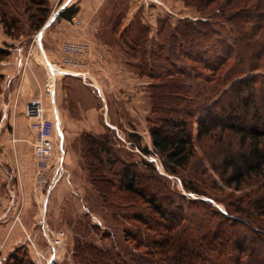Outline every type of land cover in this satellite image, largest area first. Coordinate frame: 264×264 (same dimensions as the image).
<instances>
[{
	"label": "trees",
	"instance_id": "16d2710c",
	"mask_svg": "<svg viewBox=\"0 0 264 264\" xmlns=\"http://www.w3.org/2000/svg\"><path fill=\"white\" fill-rule=\"evenodd\" d=\"M182 1L199 19L160 20L154 37L141 23L127 26L117 40L132 58H140L136 73L151 79L153 152L137 146L146 156H159L169 175L185 172L196 156L197 123L199 142L218 145L213 158L219 168L212 166L231 190L219 187L225 212L202 199L196 204L204 213L184 210L175 197L186 198L170 192L152 163L142 160L147 173H141L119 158L112 137L84 133L88 180L103 207L113 209L111 218L127 219L119 207L137 200L150 215L134 218L141 226L125 231L129 245L122 251L77 239L75 264H264V0ZM20 8L32 32L47 23L52 9L49 0H0V24L12 39L21 31ZM78 13L71 6L59 18L71 21ZM121 18L114 16L113 32L121 29ZM9 58L1 48L0 62ZM3 80L0 75V93ZM183 185L189 193L202 194L191 179ZM24 246L3 264H33Z\"/></svg>",
	"mask_w": 264,
	"mask_h": 264
},
{
	"label": "rangeland",
	"instance_id": "374dc122",
	"mask_svg": "<svg viewBox=\"0 0 264 264\" xmlns=\"http://www.w3.org/2000/svg\"><path fill=\"white\" fill-rule=\"evenodd\" d=\"M64 1L65 0H60L57 7L51 9L50 17L53 16V12H57V8ZM77 1L78 0H74L73 4L71 5L75 6ZM164 1L168 2V0ZM147 4L144 3L142 6L138 5L139 7L137 12L140 14L137 13L134 20L129 24H126V26L132 27L133 25L135 27L139 23L143 24V14H141V11L145 13L143 16L144 19H146V15L148 16V12H150L149 10H152L153 7ZM130 8V0H122V6L117 13H120L122 14V17H125V12ZM108 10L109 7L107 8V11ZM18 11L19 12L16 11V17L20 19L19 22L20 25H22L21 31L17 32V38L11 39L17 40V45H20L21 47L17 54H15L16 57L14 58L13 63H16V65H22V76L24 72H28L32 69L33 71L37 70L39 75H41L42 84L38 85L34 82V96L35 98L38 97L42 100L43 98H46L43 100L46 109V115L52 121L56 122L55 128L58 136V153L56 156L57 160L60 161V174L58 181L50 188L47 197V205L44 212L47 211L48 219H50L48 224H51L50 226H52L53 229L51 230V228L48 226L47 228L50 229V231H53V234L59 238L58 249L60 264H75L74 251L77 239L94 243L99 247L111 248L114 246L115 251H122L123 248H126L127 245H129V242L124 240L125 231L128 230L132 232L136 227L141 226L140 223L134 221V218H147L150 215L148 206L142 201L137 200L135 205L123 203L124 206L119 207L118 211L123 213V215H128L127 219L118 217L117 221H115L114 218H111L110 211L113 209L109 210L108 208L103 207L102 201L88 180L89 172L87 170V151L85 150L84 146V133H89L94 136L104 135L112 137L111 142L114 150L119 153V158L136 165L139 172L141 173H147L142 165V160L152 163L157 169L158 173L166 177L167 183L170 187V192L186 198L182 200L179 199V197H175L176 205H179V207L181 206V208H184V210L188 209L192 212L204 213V207H201L198 203L196 204V200L202 199L204 202L212 204L215 209L217 208L225 212V206L222 203H219V198H222V192L219 190V187L225 188L226 192H230L231 190L224 187L219 178V173L216 172L212 166V164H214L219 168L217 159L213 158V153L215 152V149L218 145H216L217 143L212 140H204L201 141V143L199 142L197 136V123L194 125L196 156L185 172H180L177 175H169L164 170L163 160L159 156H157L155 153L146 156L138 148L137 145L139 144L142 147H147L151 152H153V146L149 134V119L151 117L150 101L148 102V106L147 102L143 101L142 95L135 96L132 94L131 90H142L144 91L146 98L148 97L149 99L148 87L151 84V79L139 76V74H137L133 68L136 66V61L140 59L139 57H137L138 60L132 58V54H128V52H126L128 50L122 46L121 42L117 41L115 37L111 38L112 36H110V39L114 41L112 43L114 45V53L111 55V64L116 65L118 70L110 71L112 73L110 74L108 69L103 67L104 71L108 72V76L115 77L116 73L127 76V79H121L120 82L122 83V87L117 88V84H115L113 81L111 83L108 81L110 77H105L106 89L110 91L114 90L113 97H115L117 100L116 101L114 99L108 101L109 122L108 118L102 116V113L98 110V108L97 110L94 107L89 108V106L93 105V100L96 101L97 105L99 104L98 98L101 97L100 91L98 90L99 87L96 88L93 86H85L82 85L80 81L68 79L66 76H57L53 86V97L50 98L46 95L45 89L47 78L51 71L55 69L53 67L61 69L58 68V65H62V63L61 61H59V63L55 60L53 61V64L55 65H51L46 59V61L42 59L39 51L36 49L35 41L39 32L41 35H39L37 39L40 41L41 37L43 36V28L45 25L38 32H32V30L29 28L30 24L29 20L27 19V14L22 13V8L18 9ZM11 12L14 13V9H12ZM169 13L175 17V23L184 19H199V14L197 11L194 8L185 6L182 0L170 2ZM150 17L152 16L150 15ZM75 18L79 20L76 16ZM106 18L107 13L105 12L101 23L103 22L104 26H110L112 28L113 21H111L109 24V20ZM58 23H60V21L55 22L51 28L46 31L45 36H48L51 32H54L55 29H57L56 27L58 26ZM81 24L82 23L80 20L79 22L77 21L75 23L71 21L70 25L67 26L68 28L69 26L80 27ZM144 26L150 29V26ZM2 31L5 33L3 26L0 24L1 35ZM0 46L2 49L9 51L10 56H12V50L15 45L5 44L0 40ZM10 59L11 58H9L7 61H10ZM39 68H43V70H40ZM98 74L101 75V73ZM135 78H137L141 84L135 83ZM83 81L88 82V80ZM110 94L112 95L111 92ZM118 100L123 102H119ZM128 105L136 111L131 112L133 115L132 122H129V120L125 121L123 118V110L125 106ZM91 108H93V115L91 114L88 116L87 111ZM54 109L57 112V116L54 115ZM66 113L67 115H65ZM117 115L118 117L122 118L123 121H125V123L120 121L123 126L120 125L121 123L119 120L121 119L118 118ZM116 119L118 120L116 121ZM91 120L93 123H91ZM86 121H90V123L88 124ZM84 127H88L91 130H86ZM133 136L136 137L134 138ZM4 157L7 158L6 156ZM187 179H191L192 185L197 187L202 193L200 196L187 192L183 185V180L186 181ZM236 195H239V193H236ZM61 196L63 199L60 198ZM154 239H158V237ZM45 243L46 241L44 240L42 234L39 244L40 246L45 247ZM18 252V257L23 259L25 251L21 248L18 250ZM25 264H28V262Z\"/></svg>",
	"mask_w": 264,
	"mask_h": 264
},
{
	"label": "crops",
	"instance_id": "0c3cea01",
	"mask_svg": "<svg viewBox=\"0 0 264 264\" xmlns=\"http://www.w3.org/2000/svg\"><path fill=\"white\" fill-rule=\"evenodd\" d=\"M73 1L65 0L59 5L57 12H53V16L49 18L43 28L44 32L40 41L36 38V49L42 59H46L51 65H55L53 64L55 60L62 63L61 47L65 42H85L91 45L89 55L80 57L75 65L68 67L58 65V68L69 72L65 75L68 79L80 81L85 86L99 87L98 90L101 95L98 98L99 104L97 105L96 101L93 100V105L89 106V108L94 107L96 110L98 108L102 116L108 118L110 122L108 101L116 100V98L113 97L114 90L106 89L105 77L108 76V72H105L103 67L107 68L109 72L118 70L116 65L111 64V55L114 53V45L112 43L114 41L110 39V36L119 40L121 31L127 27L126 24H129L136 17L138 7L148 3L147 5L153 6L152 10H149L150 12H148V16L146 15V19L143 16L145 13L141 11V14H143L142 20L144 25L150 26V36L154 37L160 20L167 19L172 24L175 23V17L169 13L170 2L175 0H168V2L164 0H130L131 8L126 12L124 11L125 17L120 20L122 30L120 29L118 32H113L110 26H104L101 20L106 12L110 24L114 16L120 14L117 12L122 6V0H78L75 6L79 8V13L76 17L82 24L80 27L69 26L68 28L67 25H70L71 21L61 19L59 15L55 14H60L63 10L73 6L71 5ZM59 2L60 0H49L52 9L56 8ZM108 7L109 10L107 11ZM57 21H60L56 27L57 29L45 36L46 31ZM0 40L5 44L15 45L10 61L0 62V75L4 77L0 93V250L5 258L17 248L25 245L24 230L40 241L43 234V226H48L51 230L53 228L50 226L51 224H48L50 219H48L47 211L44 212L40 205L42 193H39L40 196H38L33 192L34 159L32 141L34 135L29 129L30 121L24 114L26 105L33 99L38 98L34 96L35 89L33 87L34 82L38 85L42 84L41 75H39L37 70L33 71L32 69L24 72L22 76V65L13 63L16 57L15 54L20 50L21 46L17 45V40H12L3 31L2 35L0 34ZM53 68L57 69L56 67ZM39 69L43 70V68ZM98 73H101V75ZM110 74L112 73L110 72ZM115 75V77L108 76L110 77L108 81L110 83L113 81L117 84V88H120L122 87L120 80L127 79V76L116 73ZM83 80H88V82ZM134 82L140 83L137 78L134 79ZM131 90L135 96L142 95L143 101L147 102L149 106V99L148 97L146 98L144 91ZM91 109L87 111L88 116L93 115V108ZM131 112L136 111L129 105L125 106L123 110L125 121L129 120V122H132L133 115ZM120 119L119 122L123 121L122 118ZM86 122L90 123V121ZM91 123H93L92 120ZM120 125L123 126L122 123ZM85 129L91 130L88 127ZM60 198L63 199L62 196ZM17 217L19 221L16 220Z\"/></svg>",
	"mask_w": 264,
	"mask_h": 264
},
{
	"label": "built area",
	"instance_id": "2783aa9c",
	"mask_svg": "<svg viewBox=\"0 0 264 264\" xmlns=\"http://www.w3.org/2000/svg\"><path fill=\"white\" fill-rule=\"evenodd\" d=\"M73 23L79 22L75 17L71 20ZM40 32L37 34L39 37ZM91 48L89 44L82 42H65L61 47L62 53V65L65 67L73 66L77 63L81 56L89 55ZM54 70V69H53ZM51 71L47 78L46 84V95L50 98L53 97L54 93V82L57 76H65L68 74L67 70L58 69L65 73H55ZM54 115L57 116V112L54 109ZM25 116L29 119V127L34 133L32 142L33 155L35 161L34 169V194L39 195L42 193L41 207L45 210L47 205V197L52 185L58 181L60 174V161L57 160V131L56 122L52 121L46 115V109L44 102L41 98H36L30 101L25 108ZM19 221V218H16ZM43 224H45L43 222ZM26 245L33 264H60V256L58 249L59 238L53 234L47 227L43 226V238L46 241V246L42 247L39 241L35 237L24 230ZM4 257L0 250V264H3Z\"/></svg>",
	"mask_w": 264,
	"mask_h": 264
},
{
	"label": "bare ground",
	"instance_id": "6f19581e",
	"mask_svg": "<svg viewBox=\"0 0 264 264\" xmlns=\"http://www.w3.org/2000/svg\"><path fill=\"white\" fill-rule=\"evenodd\" d=\"M53 71H54L55 73H56L57 71H58L59 73H61V72H62V73H65V72H63V71H59L58 69H54Z\"/></svg>",
	"mask_w": 264,
	"mask_h": 264
},
{
	"label": "water",
	"instance_id": "95a60500",
	"mask_svg": "<svg viewBox=\"0 0 264 264\" xmlns=\"http://www.w3.org/2000/svg\"><path fill=\"white\" fill-rule=\"evenodd\" d=\"M56 15H59L58 13Z\"/></svg>",
	"mask_w": 264,
	"mask_h": 264
}]
</instances>
